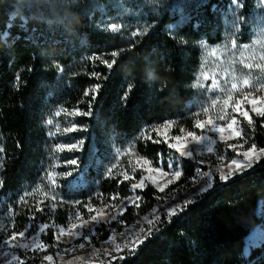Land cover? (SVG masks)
Returning <instances> with one entry per match:
<instances>
[{"label":"trees","instance_id":"trees-1","mask_svg":"<svg viewBox=\"0 0 264 264\" xmlns=\"http://www.w3.org/2000/svg\"><path fill=\"white\" fill-rule=\"evenodd\" d=\"M259 1L238 0L236 8L232 0H0V250L47 225L42 239L54 252L55 228L72 214L127 197L131 182L118 171L125 152L167 169L172 151L154 129L166 122L194 129L201 44H222L237 22L247 42ZM112 24L120 31L111 32ZM145 25L147 35H132ZM95 57L117 62L108 69ZM240 126L245 149L264 148V117ZM227 146L218 143L216 155ZM183 163L188 179L202 169ZM213 178L209 191L156 222L112 264H264V246L243 255L246 237L264 228L256 214L264 157L227 183ZM142 195L146 203L123 215L127 225L157 202L152 188ZM18 252L22 264H42L48 254Z\"/></svg>","mask_w":264,"mask_h":264},{"label":"rangeland","instance_id":"rangeland-1","mask_svg":"<svg viewBox=\"0 0 264 264\" xmlns=\"http://www.w3.org/2000/svg\"><path fill=\"white\" fill-rule=\"evenodd\" d=\"M145 1L152 2L156 0ZM256 7L247 42H241L240 31L236 29L220 45L201 44V61L194 82L197 93L193 113L195 122L194 129L191 130L194 136L199 137V141L196 142L193 137H189L187 135L189 131L178 128L174 122H166L157 126L154 133L159 140L163 141L168 147L170 144L175 145V147H169L172 154L167 159V169L156 166L150 161L145 165L143 163L145 159L139 158L129 151L125 152L123 166L121 169L118 168L119 175L125 179L126 174L128 178L125 180L131 182V186L133 183H139L143 178V188L133 190L130 186L129 195L118 202L113 201L101 203L98 206H86L84 213L75 212L72 214L66 227L55 228L54 252L48 253L49 248L42 239L46 230L44 226H41L36 233L23 232L25 233L23 237L17 235L15 239H9L8 244L0 250V264H22L19 250L40 254L48 253L42 264H112L126 253L134 252L141 244L138 243V240L140 238L145 240V237L149 236L148 230L151 229L152 232L156 222L163 217L168 218L167 209L169 207L188 200L194 201L198 196L212 188L211 186L207 188V191H204L207 184L206 181L201 179L202 173L211 172L213 177L215 175L219 177L220 170L228 171V165L232 159L241 161L244 159L242 153L247 149L244 148L243 143L239 142L242 137L240 119H243V117L233 112L232 106L237 100L243 102L244 96L249 94L250 98L264 100V87H261V85H264V70H262L264 68V0L259 1ZM233 41H235V47H233ZM257 64L261 65V68L256 67ZM248 65H251V67H248ZM205 74L208 75L207 80L204 79ZM213 78L217 79L218 88L209 91ZM245 80H248L250 84L244 85ZM233 83L237 85L235 90L231 89ZM229 91H231L232 100L229 101V106L225 108L224 101ZM213 101H216V103L213 104ZM243 106L249 111L252 119L255 114L251 112L249 105L244 103ZM204 109H207V111ZM221 116H223V119L220 118ZM233 118L236 119L237 123L232 126V130L239 133L234 138H227L228 134L226 132V138L221 139L219 132L208 131L211 125H206L202 129L196 127L197 120L201 122L211 120L212 124L218 127H226ZM168 123H171L172 126L164 128L163 125ZM157 132H159V135ZM176 136H180L181 139L179 141L175 140ZM221 142L227 143L228 146L225 148V152L218 156L215 149L217 144ZM177 147H180L184 154H180L176 150ZM209 147L212 148L211 152L208 151ZM228 151L235 155L231 160H228ZM237 153H240V155H237ZM183 160L193 163L195 161L202 169H196L194 176L188 179L182 167ZM151 169H159L167 175L161 178L159 172L154 173ZM175 171L181 172L178 179H174ZM152 180H155L157 184H166L167 186L164 187L163 191H160L152 183ZM168 181L173 182L168 183ZM147 188H152L157 192L156 204L146 214L127 225L122 220L123 215L127 209L131 208L135 212L146 203L142 192ZM173 195L176 199H173ZM256 214L264 218V202L258 204ZM93 216H96L99 222L94 221ZM113 216L116 219H111ZM157 216L160 217L158 220L156 219ZM42 228L44 229L43 232L40 231ZM142 228L144 229L143 232H141ZM257 228L264 229L261 227L254 228L246 237L245 247L249 243L248 238ZM61 229H63V232H61ZM100 230L102 233L108 232V238L104 241H98L97 233ZM73 233H80L81 235L74 238ZM123 233H127V237L122 235ZM137 233H139V237H137ZM86 236L88 237L87 240L85 239ZM36 239L43 243L45 247L40 248L34 244L33 242ZM134 241L136 242L134 243ZM21 243H27L29 247H15V245ZM81 243L85 244V247L81 248ZM116 244L121 245L119 249L116 248ZM252 249L249 250V255ZM48 256H51L52 259H46Z\"/></svg>","mask_w":264,"mask_h":264},{"label":"snow or ice","instance_id":"snow-or-ice-1","mask_svg":"<svg viewBox=\"0 0 264 264\" xmlns=\"http://www.w3.org/2000/svg\"><path fill=\"white\" fill-rule=\"evenodd\" d=\"M232 3L236 5V8H241L242 7V4H240L238 2V0H232ZM238 21L242 18H237ZM233 28L237 29V30H240L241 28V25L239 22H237L236 24L233 25ZM109 29L108 28H105L104 31L107 32ZM110 30L111 32L115 33V32H118L120 31V26L119 25H116V24H112L110 26ZM149 32V26L148 25H145L143 31H134L132 32V35L134 37H139V36H142V35H147ZM236 44H235V41H233V47H235ZM121 51H123V49H121ZM119 55V53L117 51H112L111 52V56L112 57H117ZM95 59L97 60H100L101 63L105 64L106 67L108 69L112 68L114 66V64H116V60L113 59L111 61H108V60H105V59H102L100 57H95ZM248 67H251V65H248ZM256 67L258 68H261V65L257 64ZM262 70H264V68H262ZM204 79L207 80L208 79V75L205 74L204 76ZM244 85H249L250 82L248 80H245L244 82ZM261 87H264V85H261ZM218 88V81L217 79L213 78L212 81H211V85L209 87V91H213V90H216ZM237 88V85L235 83H233L231 85V89L232 90H235ZM223 90V89H221ZM97 89H92V92H96ZM129 91H131V88L129 87ZM85 96H88L89 93L88 92H85L84 93ZM93 99H95V97H93ZM232 100V95H231V91L228 92V95H227V98L225 99L224 101V107L227 108L229 106V101ZM216 101H213V104H215ZM244 103H247L250 107V110L251 112H253L255 114V116L257 117H264V100H262L261 98H250V94L249 95H245L244 96V99H243V102L240 101V100H237L235 101L234 105L232 106V111L235 112V113H238L240 116L243 117L244 120H247L249 124L252 123V119L249 115V111L246 110L243 106ZM205 111H207V109H204ZM74 115H78V116H87V115H91L90 112L88 111H77L74 113ZM221 119H223V116L220 117ZM237 121L235 118H233L231 120V122L229 124H227L226 127H218L217 125L215 124H212L211 120H206V121H199L197 120L196 122V127L197 128H204L206 125H211L209 128H208V131L209 132H219L221 134V139H225V133L227 132L228 136L227 138H234L236 136L239 135L238 132L236 131H233L232 130V126L234 124H236ZM172 125L171 123H168V124H165L163 125L164 128H170ZM76 128L75 126L71 127V128H67L65 132H73L75 131ZM157 134L159 135V132H157ZM187 135L189 137H193L195 139L196 142L199 141V137H196L193 135V132L189 131L187 133ZM175 140L179 141L181 139L180 136H176L174 138ZM69 149H75L77 151L80 150L81 148V145L80 144H72V145H69L68 146ZM169 147H175V145H169ZM176 150L178 152H180V154H184L183 151H181L180 147H177ZM208 151L211 152L212 151V148L209 147L208 148ZM237 155H240V153H237ZM243 155V160H238V159H232L230 164L228 165V171L227 172H224L223 170H220V175H219V180L222 182V183H227L229 180L233 179L235 176H238V175H242L244 172H246L247 170L251 169L253 167L254 164L258 163L261 159V157H264V148H261V149H257L256 148V145L253 144L250 148H248L246 151H244L242 153ZM74 163V161H73ZM143 163L146 165L148 164L149 162L147 160L143 161ZM152 172H159V176L161 178H163L164 176L167 175V173L159 170V169H151ZM107 174L109 176H111L112 174V168H108L107 170ZM50 175H52L50 173ZM181 176V172L180 171H175L174 173V179H178L179 177ZM127 175L125 174V179H127ZM201 179L203 181H206V184H207V187L204 189V191H207V188H210L213 183H214V178H213V174L211 172H204L202 173L201 175ZM173 181H168V183H172ZM152 183L155 184L156 187H158L160 189V191H163L164 190V187H166L167 185H160V184H157L155 180H152ZM53 185L55 186V182L53 181ZM132 189L135 190L137 188H143L144 187V180L143 178L141 179V181L139 183H133L132 184ZM137 199H139L137 197ZM173 199H176L175 195H173ZM193 201L191 200H188L186 202H183V203H177L175 206L173 207H169L167 209V216L169 218V220L177 214V212H180V211H183L184 208H186L188 206V204L192 203ZM160 217L157 216L156 219L158 220ZM92 219L94 221H97V217L96 216H93ZM111 219H116L115 216L111 217ZM99 222V221H97ZM151 223V222H149ZM45 228L47 227V225L44 226ZM43 228L40 230L41 232H43ZM144 229L142 228L141 229V232H143ZM149 231V234L151 232V229L148 230ZM61 232H63V229H61ZM25 235V233H20V236L23 237ZM75 237H78L79 235H81L80 233H73L72 234ZM122 235H124L125 237H127V233H123ZM137 237H139V233L136 234ZM16 237L13 236L12 239H15ZM146 238V237H145ZM85 239L87 240L88 237L86 236ZM249 240V243L248 245L245 247L244 249V252H243V255L244 256H247L249 255V250L252 249V248H257V247H260V246H264V229H259L257 228L251 235L250 237L248 238ZM136 241H134L135 243ZM144 242V238H140L138 240V243H143ZM34 244L38 245L40 248H44L45 245L43 243H41L38 239L34 240L33 242ZM120 244H116V248H120ZM127 246V245H125ZM15 247H18V248H28L29 247V244L27 243H21V244H17L15 245ZM80 247L83 248L85 247V244L81 243L80 244ZM134 250V249H133ZM46 259L48 260H51L52 257L51 256H48L46 257Z\"/></svg>","mask_w":264,"mask_h":264}]
</instances>
